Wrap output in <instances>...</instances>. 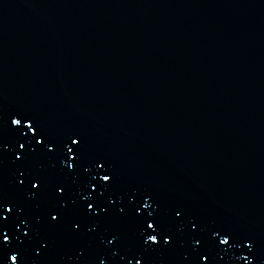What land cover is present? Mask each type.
<instances>
[{
	"label": "water",
	"instance_id": "1",
	"mask_svg": "<svg viewBox=\"0 0 264 264\" xmlns=\"http://www.w3.org/2000/svg\"><path fill=\"white\" fill-rule=\"evenodd\" d=\"M18 106L35 110L53 133L67 127L82 131L90 149L108 156L116 170L121 205L135 203L131 190L146 189L163 205H180L206 225L251 233L258 241L251 255L230 241L212 256L200 254L197 264H246L241 257L264 264L263 243L218 182L115 0H0V108ZM32 168L53 174L44 160H34ZM16 175L9 162L0 164V193L22 200ZM26 203L31 215L42 214V203ZM16 227L18 236L28 231L19 222ZM117 227L124 240L109 247L121 249L118 259L134 244V233L130 224ZM39 232L46 251L35 245L26 253L28 264H99L98 251L76 238L71 226L58 232L41 226ZM193 245L201 248L195 240L128 259L191 264Z\"/></svg>",
	"mask_w": 264,
	"mask_h": 264
},
{
	"label": "snow or ice",
	"instance_id": "2",
	"mask_svg": "<svg viewBox=\"0 0 264 264\" xmlns=\"http://www.w3.org/2000/svg\"><path fill=\"white\" fill-rule=\"evenodd\" d=\"M37 159L47 161L53 174L34 170L32 162ZM5 161L17 173L16 188L23 199L0 193V264H28L26 253L35 250V245L40 246V252L46 251L45 241L40 237L41 226H46L49 232L64 231L71 226L76 238L87 239L98 251L99 264H105L106 260H111L112 264H124L128 260L131 264L129 257L143 258L146 253L164 250V246L171 250L178 243L182 246L195 240H199L201 248L195 250L193 245L191 264H197L203 252L212 256L230 241L232 247L243 244L250 255L257 249L258 241L253 234L206 225L180 205H163L146 189L131 190L135 203L129 199L127 204L121 205L124 194L118 189V174L108 156L93 152L87 136L75 127L53 133L29 107L0 108V164ZM29 201L44 205L41 215L33 216L26 210ZM17 222L28 231L18 236ZM120 224L132 226L134 244L125 248L117 259L121 249L113 250L109 246L113 241L122 244L124 233L117 227ZM217 233H222L223 237ZM40 252L36 253L37 257ZM81 255L78 251L77 258ZM241 259L252 264L246 257ZM33 264L37 262L34 260ZM136 264H140L139 259Z\"/></svg>",
	"mask_w": 264,
	"mask_h": 264
}]
</instances>
